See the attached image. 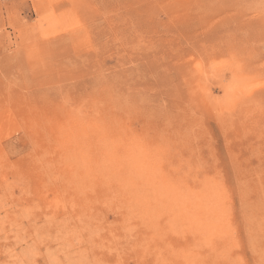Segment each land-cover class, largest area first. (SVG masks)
Listing matches in <instances>:
<instances>
[{
	"label": "rangeland",
	"instance_id": "obj_1",
	"mask_svg": "<svg viewBox=\"0 0 264 264\" xmlns=\"http://www.w3.org/2000/svg\"><path fill=\"white\" fill-rule=\"evenodd\" d=\"M0 264H264V0H0Z\"/></svg>",
	"mask_w": 264,
	"mask_h": 264
},
{
	"label": "bare ground",
	"instance_id": "obj_2",
	"mask_svg": "<svg viewBox=\"0 0 264 264\" xmlns=\"http://www.w3.org/2000/svg\"><path fill=\"white\" fill-rule=\"evenodd\" d=\"M3 172H4V171H3ZM98 174H99V173H98ZM98 174H97V175H98ZM95 175H96V174H95ZM97 177H98V176H97ZM93 178H94V176H93ZM96 181H97V180H96ZM93 182H94V180H93ZM94 184H95V183H94ZM94 186H95V185H94ZM101 189H102V188H101Z\"/></svg>",
	"mask_w": 264,
	"mask_h": 264
}]
</instances>
